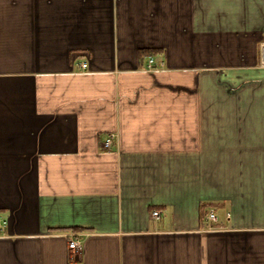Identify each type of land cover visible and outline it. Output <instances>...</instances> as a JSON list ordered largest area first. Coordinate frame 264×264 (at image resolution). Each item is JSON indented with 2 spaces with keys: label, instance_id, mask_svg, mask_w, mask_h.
I'll use <instances>...</instances> for the list:
<instances>
[{
  "label": "crops",
  "instance_id": "1",
  "mask_svg": "<svg viewBox=\"0 0 264 264\" xmlns=\"http://www.w3.org/2000/svg\"><path fill=\"white\" fill-rule=\"evenodd\" d=\"M262 42L264 0H0V264H264Z\"/></svg>",
  "mask_w": 264,
  "mask_h": 264
},
{
  "label": "built area",
  "instance_id": "2",
  "mask_svg": "<svg viewBox=\"0 0 264 264\" xmlns=\"http://www.w3.org/2000/svg\"><path fill=\"white\" fill-rule=\"evenodd\" d=\"M153 63L152 59H149L148 61V67H151V64ZM259 64L261 67H264V42L260 43L259 45ZM80 67L82 69H85L87 67L86 63H82L80 65ZM117 141V135L115 133H108L106 138L104 139L103 143H102V149L105 151H108L111 149L112 145H114V143H116ZM152 217L157 219L159 217V212L158 211H153L152 212ZM229 217V216H227ZM207 220L210 222H215L216 221V216L215 213L211 210L208 212L207 214ZM3 227V222L0 221V229ZM81 247V243H80V238L78 235H74L71 234L69 235L68 238V248L70 250H74V251H79Z\"/></svg>",
  "mask_w": 264,
  "mask_h": 264
}]
</instances>
